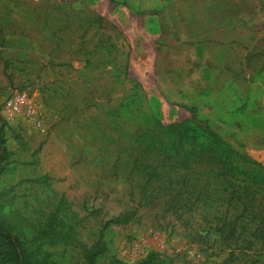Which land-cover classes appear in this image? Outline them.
Masks as SVG:
<instances>
[{"label": "rangeland", "instance_id": "obj_1", "mask_svg": "<svg viewBox=\"0 0 264 264\" xmlns=\"http://www.w3.org/2000/svg\"><path fill=\"white\" fill-rule=\"evenodd\" d=\"M5 87L27 90L44 122L0 113L12 153L0 211L16 228L33 234L63 195L77 241L102 230L99 264H136L154 249L153 230L169 264H222L211 254L228 251L229 264H264L263 0H0ZM203 123L254 182L221 175L206 154L171 153L177 129L198 153ZM41 174L46 182L33 180ZM127 210L129 221L103 226ZM136 238L141 254L128 259L121 248ZM43 246L58 264H84L76 242Z\"/></svg>", "mask_w": 264, "mask_h": 264}, {"label": "trees", "instance_id": "obj_2", "mask_svg": "<svg viewBox=\"0 0 264 264\" xmlns=\"http://www.w3.org/2000/svg\"><path fill=\"white\" fill-rule=\"evenodd\" d=\"M190 111L193 119L196 107L191 106ZM3 123L4 122L1 121V124ZM200 127L205 134L206 142L204 144H200V151L198 153H196L195 149H192V147L183 145L182 137L184 135V131H182V129H177L176 137L178 142L177 144L172 145L173 150L171 153L174 154L181 150L183 151L184 160L191 157L192 161L196 162L202 161L204 154H206L205 159L218 164L219 173L221 175L232 176L234 173L238 172L242 174L244 178L249 177V179L254 182L257 172H252V170L238 167L235 160L228 159L230 158V155L227 153L231 152L232 155L235 156L237 154V150L225 139H223L209 124L203 123ZM16 135L19 142L24 144L22 136L19 134ZM161 146H164V144H161ZM11 154V151L4 144V138L1 134L0 128V171H6L8 169L7 166L12 161L10 158ZM258 165L264 170L263 164L258 163ZM154 176L159 179L158 173H155ZM47 179L48 175L46 174H41L33 178V180L37 182H46ZM243 180L244 179H240V181ZM10 190L11 187L3 188L0 191V199H4L5 193ZM192 192L193 191L189 190L190 194H193ZM67 203L68 202L65 200L64 196L60 195L56 199L53 208L45 214L43 219L39 220L34 225L35 231L31 235H27L21 229L16 228L14 224L7 221L4 213L0 211V264H58L50 257V251L43 246L44 242L53 244L56 241L63 243L76 242L81 247L84 264H99V258L108 249L102 230L98 232L97 237L90 244L77 241L74 235L75 230L72 223L66 222L63 219V216L60 215V210L64 212L63 214L67 212ZM134 213V210H127L125 212L118 213L112 218L107 219L103 226H107L110 222L125 223L131 219ZM71 214L72 216L75 215L73 211H71ZM218 228L220 229V227ZM232 230L233 227L230 228L228 233L224 236H229ZM228 252L227 256H223L222 252L211 255H214V259H219L222 264H229L232 260V252ZM170 259V257L166 258L158 251L150 250L144 256L140 257L136 264H169ZM103 264H123V262L117 258H110Z\"/></svg>", "mask_w": 264, "mask_h": 264}, {"label": "built area", "instance_id": "obj_3", "mask_svg": "<svg viewBox=\"0 0 264 264\" xmlns=\"http://www.w3.org/2000/svg\"><path fill=\"white\" fill-rule=\"evenodd\" d=\"M264 3V0H263ZM42 107L37 105L30 95V93L21 88L5 87L0 89V113L8 121H16L21 117V122L36 129L43 128ZM19 119H17L18 121ZM152 246L159 253L163 254L167 248V241L164 237L160 236L157 230L150 233ZM139 238L132 239L128 245L121 248V254L125 255L128 259H135L141 254L139 253ZM200 256L198 252L195 253Z\"/></svg>", "mask_w": 264, "mask_h": 264}]
</instances>
